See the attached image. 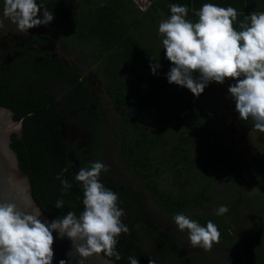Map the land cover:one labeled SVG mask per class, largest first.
I'll list each match as a JSON object with an SVG mask.
<instances>
[{
	"label": "trees",
	"instance_id": "1",
	"mask_svg": "<svg viewBox=\"0 0 264 264\" xmlns=\"http://www.w3.org/2000/svg\"><path fill=\"white\" fill-rule=\"evenodd\" d=\"M37 2L43 3L53 12L54 20L48 25L56 26V36L59 40L68 49L77 51L81 58L91 59L103 75L106 92L118 111L117 128L112 133L119 140V155L127 170L132 171L136 178H140L143 187L161 212L174 216L185 214L205 227L208 221H212L220 232L219 242L213 244V250L220 252L225 264H236L234 251L238 243L231 234V226L223 224L220 215L208 211L209 202L213 198V195H210V187L215 181L209 178V184L202 186L200 192L193 190L191 194L186 193V196L181 197L162 190L157 182L156 176L170 173L184 188L189 181L184 179L180 182L179 179L186 171L191 173V179L195 177V172L192 171L197 166H218L228 172L234 171L233 167L237 166L221 152L220 146L210 143L205 136L206 128L200 129L195 124L197 121H193V124H183L186 128L191 126V131L181 128L183 130L179 132L176 141L171 142L166 138L167 133H171L169 126L164 129L153 126L151 110L162 107L166 99L174 98V83L170 84L166 78L170 61L161 53L160 47L152 42L150 30L157 27L158 20L163 16L170 17L171 4L187 5L189 11L186 19L196 22V12L204 3L236 8L238 17L234 27L240 30L239 23L245 21L249 14L264 12V0H158L152 4L150 10L145 11L139 10L133 0ZM0 7L3 9V0H0ZM40 16L42 17V11ZM38 39L42 40L43 37L38 36ZM28 58L27 61L0 63V105L14 110L15 119L25 116L23 138L13 133L11 146L18 153L20 167L24 170L31 168L33 196L43 211L52 219L62 218L69 211L79 216L84 209L83 186L75 176L81 168H90L92 162L101 161L99 159L107 153L104 118L102 114L97 115L93 111V114L87 117L89 121L85 120L90 128L89 145L78 149L75 144H71L62 133L63 124L71 123L80 113L71 114L69 107L81 106L84 113H87L88 109H91V101L95 99L92 88L86 81L78 82L80 71L71 70L75 72L72 82L77 84L75 89L80 96L67 93V96L70 95V103L66 108H58L60 102L56 101V96L42 85H33L28 80L31 75L34 82L38 78L49 79L46 69L42 67L43 62L39 61L37 56ZM151 59L161 64L157 74L152 73ZM49 61L53 62L52 59ZM54 69L62 73L69 71L66 67L59 66ZM75 96L81 98L82 102ZM72 103L77 105L73 106ZM185 104L188 107L182 111L183 121L190 120V115L198 114L196 107L186 102ZM170 143L173 144L172 149L166 150ZM162 149L164 154L159 157V151ZM73 159L78 161L77 171L71 167ZM177 162L180 163L178 167L175 165ZM65 168L67 172L63 173V178L67 179L72 187L62 197L64 206L58 209L55 208V202L62 196V185L56 177ZM220 171L218 169L217 172ZM237 177H241V171ZM101 182L110 189L106 186V181ZM261 213L264 214V211ZM117 250L121 259L116 261L111 257L117 264H130L129 256L137 257L140 264L155 261L126 233H121L118 237ZM258 260L260 264L261 261L259 258ZM155 264L160 263L155 261ZM245 264L252 263L247 261Z\"/></svg>",
	"mask_w": 264,
	"mask_h": 264
},
{
	"label": "rangeland",
	"instance_id": "2",
	"mask_svg": "<svg viewBox=\"0 0 264 264\" xmlns=\"http://www.w3.org/2000/svg\"><path fill=\"white\" fill-rule=\"evenodd\" d=\"M157 1L133 0L134 5L141 11L150 10L152 4ZM2 11L0 7V13ZM167 18L163 16L158 20L157 27L150 30L152 42L160 47L163 55L164 37L159 33L158 26ZM0 20H3L4 24V27L0 28L1 64L16 62V58L22 52L21 48L15 46L23 44L22 47L28 45L29 52L52 51L59 60H65L90 76L88 83L96 96L91 110L94 107H101L99 114L104 118L106 127L104 138L108 144L107 153L99 159L108 166V171H102L100 179L106 181V186L118 194V206L125 213L121 219L130 229L126 234L135 239L160 264H175L178 255L183 259L181 250H185L191 256L192 263L189 264H225L223 256L213 248L205 250L192 247L188 231L179 230L174 222V215L159 210L152 196L143 187L140 178H136L135 174L125 167L119 155V140L112 133L117 128L118 111L106 92L103 75L91 59L81 58L77 51L68 49L56 36L58 33L56 26H38L30 29L28 33H23L10 19L0 15ZM37 36H42V41L37 40ZM169 66H172L171 62ZM232 83L234 81L231 79L223 84L212 82L198 98L187 88L173 84L174 98L166 99L162 107L152 109L151 112L154 118L153 126H159L160 129L169 126L171 133L166 135L169 142L176 141L179 132L183 130L181 128H186L183 124H193V121L194 123L197 121L195 124L200 129L206 128L205 136L210 143L220 146L221 152L233 160V165L237 168L233 167L234 171L228 172L218 166H197L192 171L195 172V177L191 179V173L186 171L179 179L180 182L184 179L189 181L184 188L170 173L156 176V179L162 190L181 197L191 194L193 190L200 192L202 186L208 185L209 178H212L211 180L215 182L210 187V195H213V198L209 202L208 211L216 214L221 205L228 206L229 211L220 215V219L223 224L231 226V234L238 243L234 251L236 264H245L247 261L259 264L258 258L260 264H264V214L261 213L264 211V132L257 130L251 119L248 121L239 119L235 101L228 93V87ZM185 102L196 107L198 111L197 115H190L192 117L190 120L186 119L187 123L182 120V111L188 107ZM84 119L89 121L87 116ZM86 121L80 126L76 120L72 125L77 127H70L67 133L70 141L78 149L88 146L91 141L88 132L90 128ZM191 129V126L186 128L188 131ZM172 145L170 143L166 150H171ZM163 149L159 151V157L164 154ZM175 165L178 167L180 163L177 162ZM218 169L221 171L217 172ZM240 171L241 177H237ZM139 241H142V244Z\"/></svg>",
	"mask_w": 264,
	"mask_h": 264
},
{
	"label": "clouds",
	"instance_id": "3",
	"mask_svg": "<svg viewBox=\"0 0 264 264\" xmlns=\"http://www.w3.org/2000/svg\"><path fill=\"white\" fill-rule=\"evenodd\" d=\"M169 7L170 17L158 26L164 37L165 56L172 64L166 73L168 82L187 88L198 98L212 82L223 84L233 80L228 93L235 101L239 119H251L254 127L264 132V12H252L237 30L234 22L238 12L232 6L204 3L196 12V22L186 19L187 5ZM2 14L23 33L54 20L53 12L37 0H3ZM3 27L0 20V28ZM151 60L152 73L157 74L161 64ZM102 171L107 172L108 166L96 161L76 174L75 179L83 186L84 209L79 216L69 211L62 218L44 221L38 211L27 212L15 202L0 201V264H53V232L72 241L68 255L78 254V264H84L96 253L119 261L118 237L130 229L121 219L125 213L118 206V194L100 180ZM64 172L67 168L56 177L62 185V196L55 202L58 209L64 206L62 197L72 187L63 178ZM228 211L227 205H221L216 214ZM173 219L179 230L188 231L192 247L210 250L219 242L220 232L212 221L205 227L185 214H177ZM128 259L130 264H140L135 256ZM59 264L67 261L61 260ZM149 264L155 261L150 260Z\"/></svg>",
	"mask_w": 264,
	"mask_h": 264
},
{
	"label": "water",
	"instance_id": "4",
	"mask_svg": "<svg viewBox=\"0 0 264 264\" xmlns=\"http://www.w3.org/2000/svg\"><path fill=\"white\" fill-rule=\"evenodd\" d=\"M15 111L10 107L0 105V201L15 202L18 208L27 212L42 213L41 219L52 221L41 208L33 196V188L30 180L31 168L24 170L20 167L18 153L11 146L12 134L17 133L23 138V122L25 116L20 119L14 118ZM53 249V264H59L61 260H66L67 264H78L81 259L78 254L73 253L72 241L67 238H60L56 232ZM84 264H117L103 253H96L84 260Z\"/></svg>",
	"mask_w": 264,
	"mask_h": 264
},
{
	"label": "flooded vegetation",
	"instance_id": "5",
	"mask_svg": "<svg viewBox=\"0 0 264 264\" xmlns=\"http://www.w3.org/2000/svg\"><path fill=\"white\" fill-rule=\"evenodd\" d=\"M37 40L42 41V40L38 39V36H37ZM21 45H23V44H17L15 46V47L21 48V52H22L21 54H19V56L16 59L17 60H26L27 61V57H29L28 59H30V58H33V57L37 56V59L39 61L43 62V66L42 67H44L46 69L45 71L49 75V79L38 78L37 80L35 79V82L33 81L32 75L28 76V80L30 81V83L33 84V85L39 84V85H42L43 87H45L47 91L51 92V94L56 96V101L60 102L59 105H57L58 108H66V105L70 103V100H68L69 96L71 94L73 95V93H76V95H79L78 91L76 92L77 89H75L77 84L72 82V80L74 79V75H75L74 73L75 72H72L71 70L80 71L81 72L80 77L78 79V82L86 81L88 83V80H89L90 76L86 75L78 67H76L74 65H70V63L66 62L65 60L64 61L59 60L58 58L55 57V54L52 51L51 52L42 51L41 53L29 52L28 48H27L28 45L27 46H23V47ZM49 59L50 60L52 59L53 62H50ZM56 66L66 67L69 71L66 72V73L65 72H63V73L62 72H58V71H56L54 69ZM53 71L55 72V74H53ZM36 77H37V75H36ZM88 85H89V83H88ZM67 93L70 94V95L67 96L66 95ZM92 93H93V96L96 97L94 95V91L93 90H92ZM75 97H76L77 100L81 101V98H79L78 96H75ZM76 103H72V105L73 106L77 105ZM93 106H94V99L91 101V108ZM69 108H71L70 113L71 114L73 113V115L76 114V113H80L78 117H77V115L75 116L76 118L73 116L75 120L72 121L71 123L63 124L62 133H63L64 137L66 139H69V140H70V138H69L67 133H68L70 127L73 128V126H74V125H72L73 122L75 123V121L77 120V123L81 126L83 123H85L84 122L85 121L84 117H86V116L90 117V114H91L92 110H95L94 114H97V115L99 114L98 111H101V107H94L92 110L88 109L87 113L85 112L86 113L85 114L84 113V109L81 106L80 107L74 106V107H69ZM72 108H73V110H72ZM74 127H77V126H74ZM79 128L80 127H78V130H79ZM72 131H74V130H72ZM70 143L73 144L71 141H70ZM73 164H75L76 166H73ZM77 165H78V161L76 159H73L72 162H71V167L74 168L77 171ZM139 242L142 244V241H139ZM180 254H181V256L183 255V259H181L180 255H178L179 257H177V260H176L175 264H184V262H185V264L192 263L191 262V256L188 255L185 252V250H181Z\"/></svg>",
	"mask_w": 264,
	"mask_h": 264
},
{
	"label": "built area",
	"instance_id": "6",
	"mask_svg": "<svg viewBox=\"0 0 264 264\" xmlns=\"http://www.w3.org/2000/svg\"><path fill=\"white\" fill-rule=\"evenodd\" d=\"M142 9V8H141Z\"/></svg>",
	"mask_w": 264,
	"mask_h": 264
}]
</instances>
